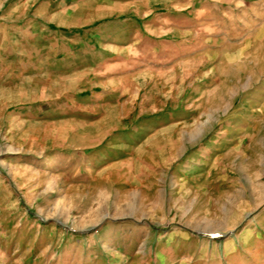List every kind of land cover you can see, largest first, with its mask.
I'll return each mask as SVG.
<instances>
[{
    "label": "rangeland",
    "instance_id": "1",
    "mask_svg": "<svg viewBox=\"0 0 264 264\" xmlns=\"http://www.w3.org/2000/svg\"><path fill=\"white\" fill-rule=\"evenodd\" d=\"M0 264H264V0H0Z\"/></svg>",
    "mask_w": 264,
    "mask_h": 264
}]
</instances>
